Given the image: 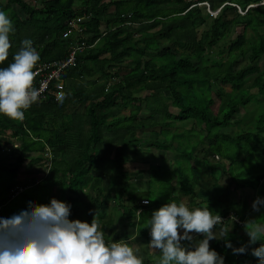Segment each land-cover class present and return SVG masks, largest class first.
Masks as SVG:
<instances>
[{
	"label": "trees",
	"instance_id": "1",
	"mask_svg": "<svg viewBox=\"0 0 264 264\" xmlns=\"http://www.w3.org/2000/svg\"><path fill=\"white\" fill-rule=\"evenodd\" d=\"M210 2L0 0V11L9 16L14 28L9 35L12 46L8 59L0 68L13 62L25 39L33 41L40 55L35 68L65 61L72 48H84L77 53L75 66L63 71L61 78L66 85L61 99L45 94V99L25 111L23 120L0 115V219L17 213L6 206L24 196L29 188L27 183L39 184L35 179L17 183L25 162L28 168L49 163L48 174L53 175H59V165H64L63 181L67 189L64 194L74 213L81 212L79 209L86 203L88 209H96L108 243L129 238L115 229L123 223L149 244L150 229L143 217L145 211L159 205L149 198L152 177L156 182L164 180L161 184L182 177L183 189L172 188L168 192L174 199L171 202L180 203L179 195H188L191 203L186 205L190 209L208 206L213 214L225 218L216 229L226 230L230 224L233 227L227 240L220 236L209 242L210 248L224 258V264L257 261L259 264L252 250L260 247L264 238L249 245L248 236L240 234L250 209L246 202L236 203L231 194L254 189L264 201V75L258 63L264 57V0H227L218 14L206 13L204 17L200 4ZM249 5L256 7L247 9L243 15L238 12V6L244 10ZM15 6L24 18L13 9ZM202 27L204 30L198 37V29ZM248 31L255 34L254 39L247 37ZM240 64L244 68L238 70ZM77 80L83 81V86H76ZM253 88L258 96L251 94ZM143 105L148 113L139 119ZM248 105L255 106L250 118L236 119ZM121 110L129 112L117 116ZM190 121L188 128L174 127ZM144 130H151L158 142L130 140L132 134ZM174 141L179 152L170 148V152L177 153L170 169L155 166L154 173L150 167L148 190L128 192L130 175L124 169L125 162L131 159H126L123 153L127 150L135 153V147L141 144L166 149ZM185 145L192 147L190 152ZM204 147V156L211 159L210 162L201 158L205 169L221 170L229 178L218 197L197 195V190L211 193L218 177L211 178V184L202 185L196 166L192 167L196 174L193 181L186 175L187 162ZM9 149L10 156H1ZM180 153L183 155L179 156ZM215 157L229 162L226 170ZM18 184L27 188L16 187ZM18 188L22 191L15 195ZM84 190L88 200L81 198L82 205L75 206ZM261 207L253 220L264 224V204ZM232 214L238 218L237 222ZM88 219L90 224L92 218ZM182 242L189 250L196 246L189 240ZM241 246H247L246 253L234 254L233 249ZM160 256L159 250H154L144 257L143 264H158Z\"/></svg>",
	"mask_w": 264,
	"mask_h": 264
},
{
	"label": "clouds",
	"instance_id": "2",
	"mask_svg": "<svg viewBox=\"0 0 264 264\" xmlns=\"http://www.w3.org/2000/svg\"><path fill=\"white\" fill-rule=\"evenodd\" d=\"M247 7L243 10L238 6V12L242 10L240 14L243 15L251 9ZM13 31L11 19L0 11V65L8 59L12 46L9 35ZM39 60L33 41L25 39L13 62L0 68V115L23 120L25 111L37 102L40 92L34 87V68ZM62 81L65 87V81ZM261 204L264 201L257 198L253 209L259 211ZM70 209L71 205L53 198L49 205L29 202L27 210L11 218L0 219V264H143V259L123 239L106 242L98 213L89 224L69 220ZM232 217L237 222L234 214ZM223 220L225 218L213 214L208 206L190 209L183 202L167 203L154 211L147 223L151 236L149 246L161 253L158 264H224V258L212 250L209 243L217 239L214 230ZM244 230L249 245H255L264 238V224L256 220L245 222ZM191 233H195L193 237L204 238L189 250L181 242L190 241ZM220 236L227 240L228 231L222 230ZM227 247L232 248L231 243H227ZM246 251L247 246L233 249L234 254ZM252 255L259 259V264H264V243L254 248Z\"/></svg>",
	"mask_w": 264,
	"mask_h": 264
},
{
	"label": "rangeland",
	"instance_id": "3",
	"mask_svg": "<svg viewBox=\"0 0 264 264\" xmlns=\"http://www.w3.org/2000/svg\"><path fill=\"white\" fill-rule=\"evenodd\" d=\"M226 1L227 0H222V1L211 0L210 3L200 4L203 12H205V14L203 16L206 17V13L211 15V16H215L217 14V12L219 11L220 6ZM247 8H251V6H248ZM13 9L16 11V13L21 18H24L21 11L16 6L13 7ZM241 12H242V10H240V13ZM203 28L204 27L198 29V37L200 36L202 30H204ZM239 31H240V28H239V30L236 29L235 34H237ZM247 37L249 39H254L255 34L248 31ZM232 38H234V35L232 36ZM162 46H165V45L162 44ZM246 62H244V63H246ZM258 63H259L260 73L264 75V57H262ZM242 68H244V65L240 64L238 66V70H240ZM83 83H84L83 81L77 80L76 86L81 87V86H83L82 85ZM98 83H100V82H98ZM227 90H229V89L227 88ZM250 92L253 95H257V89L256 88L251 89ZM213 98H214V95H213ZM215 100H216V102L218 101L217 99H215ZM144 106L145 105L142 106L141 111L139 113V116H138L139 119H142V118L147 116L148 112ZM254 107L252 105H248L245 112H240L238 114V116L236 117V119L239 120L243 117L244 118H250V116L252 115V113L255 109ZM75 108H77V107H75ZM128 112H129V110L128 111H126V110L118 111L117 116H119V115L124 116ZM190 123H192V121L185 123V125H184V123H178L177 125H179V127H177L176 124L174 127L178 128V129L188 128L191 125ZM232 129L236 130L234 127H232ZM172 131H175V130L173 129ZM173 133L174 132H172V134ZM134 139H137L139 142H143V140H149V142L152 141V143L155 141L158 142V139H155L153 137V135L151 134V130L137 131L136 133L132 134V136L130 137L131 141H134ZM15 146H16V144H14L13 147H15ZM170 148L174 149L175 151L177 150V152H179L177 142L174 141V142L170 143V147H168L166 149H157L155 147L147 148V147H145V145L141 144V145H138L137 147H135V150H137V152L130 153L129 150H127L123 153V156L126 159L127 158L131 159L130 162H125L127 164L125 165V169H124V171H127L128 174L131 173L130 174L131 177L129 180L130 187L128 189V192L134 191V193H139V192L144 193V191L148 190L147 181L149 178L148 170L150 167H151L150 169L153 170L154 173H156L155 172V166H161V167H165L167 169H170L171 164H172V159L177 154L174 151L170 152V150H171ZM185 149H186V151L190 152L192 147L190 145H185ZM46 150H47V154L49 157L50 148H47ZM203 150H206V147L202 148L201 150L198 149L197 151H195L193 153V155H192L193 157L191 158L190 161L187 162V168H185L186 169V175H187V178H189L190 180L193 181V178L196 174L194 172V169H192V167L196 166L197 167L196 171L201 172V176L198 180V182L200 184L205 185V184H208L207 182H209V184H211V181H212L211 178L218 177L219 178V179H217L218 183L214 184V186L212 187V189L210 191L211 193L207 194L205 192L203 193L202 191L197 190V195L199 197L206 198L209 195H213L215 197H218L221 195V193H223L224 187L229 183V178L225 177L222 174L221 170L213 171V170L207 169L208 170V172H207V170L205 169L206 167L203 165L201 158L206 157L205 159L209 160L210 162H211V159L209 156H204L205 154H203ZM10 152H11V149H9L7 152L2 153L1 156H10ZM181 155H183V154L180 153L179 156H181ZM178 159H182V157H178ZM12 161L13 160L11 159V162ZM215 161L220 163V164L223 163V160H221L220 158L218 159V157H215ZM27 165H28L27 162H25L23 164L22 171L31 170V172H34L35 175L37 176V180H38L37 183H39V184L29 187L28 190L25 192L24 196L18 197L15 200H13L12 202L8 203L6 206V207H8V209L17 210L16 212L18 215L21 213L22 210L28 209L29 202H32L33 204H36V205H49L50 201L53 198L67 204L66 198L62 197V193H65V190L67 191L66 182L63 181L64 172H66V168H65L66 166L59 165V167H60L59 170L61 171V173L59 172V175H53L50 173L48 174L49 163L47 165L46 164L44 165V163H43L41 166L35 165L34 167H31V168H28ZM222 165H224V168L226 170L227 166L229 165V162L224 161V163ZM205 170H206V172H205ZM19 174H21V172ZM204 177H205V179H204ZM152 180L153 181L150 185V189H151L150 192H151L152 196L149 198H150V201H152V202L154 200H157L159 205H157V207L153 206V208L149 211H145V216L143 217V219L145 221H148L149 219H151L154 211L159 210V208H161L163 205L174 200V199H172L171 195L168 196V192L172 188L177 189L179 191L183 189V184L180 183V181L182 180V177H180V179H178V177H176V180H174L175 182L170 181L169 184H161L164 180H160V181L156 182L155 177H152ZM17 182H18V180H17ZM193 185H194V182H193L192 186ZM53 187H56V189H59L58 197H55L54 195H52V191L54 189ZM162 189H166V190H162ZM193 190H194V188H193ZM184 194H186V193H184ZM87 196H88V194H87L86 190H84V194H83V192H82V194L79 193L80 199H79V202L77 201L75 203V206L77 204H79L81 206L82 205L81 198L88 200ZM187 196L180 195V201L185 203V204H187L188 202L191 203V198L189 199V197H187ZM231 196L234 197V201L236 203L237 202L238 203L246 202L248 208L250 209L249 214L246 217L247 220H245V222L255 219L256 216L260 213V211H262L261 205L259 206V211H255L253 209V203L258 198L256 196V191L254 189H243V190L235 191L231 194ZM85 206H86V208H84ZM87 206H88L87 203L84 205V207L82 205L81 209H79V211H81V212H78V213L77 212L74 213L75 209L73 207H71L69 220H79L81 222H87L89 220L88 218L91 217L93 219L92 213L94 215L97 214L96 209L93 210V207L88 209ZM128 206L131 208L132 202H129ZM108 209H110V208H108ZM131 215L134 217V215H135L134 211L131 212ZM9 218H11V217L9 216ZM6 219H8V217ZM92 219H91V221H92ZM115 219L116 218H114V220ZM245 222H244V224H245ZM124 223H126V222H124ZM230 226H231V224L226 227L227 231H231L233 229V227H230ZM115 227H116L115 228L116 231L119 232L120 234H122V232H125V235H129L128 236L129 238L125 239L124 241L126 243H128L129 246L134 250V252L138 256H140L142 259H144V257L147 256L148 253L149 254H151L152 252L154 253L155 249H153V251H152V248L149 246V244L143 242V239L136 237L135 231H133L132 229H129V228L126 229V225H123V223L122 224L119 223ZM230 228H231V230H230ZM220 232L221 231L219 229L214 230V234L216 235V238L220 237ZM181 234H183V233L181 232ZM240 234L242 236H246L245 230L243 229L242 232L240 231ZM190 235L192 237L190 242H192L193 245H197L199 243V241L204 238L203 236H199L198 238H196V237H193L192 234H190ZM212 241H210V242H212ZM181 243H183V242H181ZM146 248L148 251L143 250ZM151 264H153V263H151ZM247 264H258V261H257V263L256 262H253V263L249 262Z\"/></svg>",
	"mask_w": 264,
	"mask_h": 264
},
{
	"label": "built area",
	"instance_id": "4",
	"mask_svg": "<svg viewBox=\"0 0 264 264\" xmlns=\"http://www.w3.org/2000/svg\"><path fill=\"white\" fill-rule=\"evenodd\" d=\"M84 48L82 46L74 47L71 49L68 58L65 61L60 62H50L44 65L37 66L34 71L36 76L34 78V87L40 92V99H45V94L55 97L59 100L63 97L64 83L61 79V75L65 69L69 67H74L76 64V55L82 52ZM52 82L53 88L50 89ZM22 189L18 188L15 191V195L21 192ZM14 192V190H13Z\"/></svg>",
	"mask_w": 264,
	"mask_h": 264
},
{
	"label": "crops",
	"instance_id": "5",
	"mask_svg": "<svg viewBox=\"0 0 264 264\" xmlns=\"http://www.w3.org/2000/svg\"><path fill=\"white\" fill-rule=\"evenodd\" d=\"M28 179L29 180L35 179V182H38L37 176L35 175V173L31 172V170H27V171H22L21 172V174L17 178V180H18L17 183L24 184V183H26L25 181H27ZM18 185L19 186H16V187H26L27 188V186H25V185L24 186H21L20 184H18ZM26 185H29V187H31L30 183H27ZM16 187H14V188H16ZM14 188L12 189V191L14 190ZM53 188L54 189L52 191V195H54L55 197H58L59 189H56V187H53ZM12 191H11V193H12ZM62 197H65L66 200H67V196H65L64 193H62ZM178 199H180V195H179ZM13 215H17V213H15ZM13 215H12V217H13Z\"/></svg>",
	"mask_w": 264,
	"mask_h": 264
}]
</instances>
